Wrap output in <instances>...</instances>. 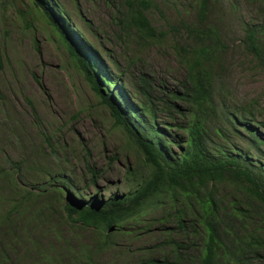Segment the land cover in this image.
I'll list each match as a JSON object with an SVG mask.
<instances>
[{"label":"trees","instance_id":"1","mask_svg":"<svg viewBox=\"0 0 264 264\" xmlns=\"http://www.w3.org/2000/svg\"><path fill=\"white\" fill-rule=\"evenodd\" d=\"M51 1L30 0L33 13L66 48L140 159L126 171L129 190L105 199L74 194L78 184L67 171L48 173L27 155L9 170L0 167L6 181L0 185V264H99L107 251L126 256L133 245L126 241L138 238L136 227L150 212L153 221L144 229L154 243L138 247L132 264H264V119L255 102L233 103L224 93L228 44L220 29V0H194V20L167 21L165 29L150 18L154 0H119L113 19L124 36L145 47L169 34L185 65L170 90L164 80L154 83L141 74L138 100L125 94L104 52L74 33L63 18L66 11ZM241 45L264 61V25L245 24ZM159 116L171 122L162 125ZM86 167L94 182L101 170L89 161ZM31 170L41 174V185L22 182ZM66 223L70 232L74 226L90 230L88 242L65 235L59 226Z\"/></svg>","mask_w":264,"mask_h":264},{"label":"rangeland","instance_id":"2","mask_svg":"<svg viewBox=\"0 0 264 264\" xmlns=\"http://www.w3.org/2000/svg\"><path fill=\"white\" fill-rule=\"evenodd\" d=\"M51 2H59L60 8L66 11L63 18L80 32L89 47L104 52L109 67L119 74L125 85L127 96L139 99L135 84L145 73L154 83L155 78L164 80L167 90L180 83L185 65L172 51L170 35L161 43L145 47L133 37L124 36L113 19L119 0ZM193 2L154 0L156 7L150 18L161 29L167 27V21L178 24L183 17L194 20ZM218 4L224 14L220 29L228 44L221 72L224 93L233 103L255 102L258 118L264 119V61L253 57L241 45L245 24L264 25L262 2L220 0ZM217 15L218 11L214 12L210 20L214 21ZM0 47L4 55V68L0 71V167L9 170L13 163L27 155L48 173L58 169L67 171L78 184L67 194L72 191L87 199H105L115 192H127L130 184L126 171L140 159L137 150L113 125L109 109L100 104L43 17L33 13L30 0H0ZM158 121L164 125L171 119L159 116ZM86 161L101 170L94 182ZM29 173L23 178L25 181L22 180L24 184L39 186L43 183L36 178L41 174L34 170ZM5 182V178H0V185ZM153 215L155 212L147 214L143 220L146 223L136 227L140 233L138 238L126 241L128 245L133 244L131 254L113 257L107 251L98 258V263L132 264L131 256L140 254L138 247L154 243V237L144 229L147 223H152ZM70 226V223L62 224L59 229L67 236L77 234L84 243L88 242L90 230L74 226V233L68 231ZM44 240H48L47 237Z\"/></svg>","mask_w":264,"mask_h":264},{"label":"clouds","instance_id":"3","mask_svg":"<svg viewBox=\"0 0 264 264\" xmlns=\"http://www.w3.org/2000/svg\"><path fill=\"white\" fill-rule=\"evenodd\" d=\"M69 26L72 28V30H73L74 33H79V31H77L75 27H72L70 23H69ZM69 197L71 198L70 195H69Z\"/></svg>","mask_w":264,"mask_h":264},{"label":"water","instance_id":"4","mask_svg":"<svg viewBox=\"0 0 264 264\" xmlns=\"http://www.w3.org/2000/svg\"><path fill=\"white\" fill-rule=\"evenodd\" d=\"M70 198V197H69Z\"/></svg>","mask_w":264,"mask_h":264}]
</instances>
